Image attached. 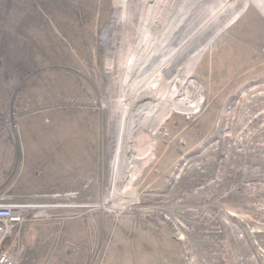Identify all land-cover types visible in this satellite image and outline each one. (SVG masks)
I'll return each instance as SVG.
<instances>
[{"label": "rangeland", "instance_id": "1", "mask_svg": "<svg viewBox=\"0 0 264 264\" xmlns=\"http://www.w3.org/2000/svg\"><path fill=\"white\" fill-rule=\"evenodd\" d=\"M162 1L203 31L194 51L159 35L150 56L122 0H0V201L28 207L0 251L18 264H264V15ZM121 102L148 161L111 201Z\"/></svg>", "mask_w": 264, "mask_h": 264}, {"label": "bare ground", "instance_id": "2", "mask_svg": "<svg viewBox=\"0 0 264 264\" xmlns=\"http://www.w3.org/2000/svg\"><path fill=\"white\" fill-rule=\"evenodd\" d=\"M122 1H125V2H123V4L121 3L123 8L129 9L131 6L133 9L135 7H139L138 8V9H140L139 11L142 12L143 21L142 22L140 21L142 23L141 28L143 27V25H147L148 33H147L146 38L148 39V41L150 43V45H147V50L150 52L149 53L150 56H151V52H152V47H154V45H155L154 40L155 39L157 40L159 35H160V38H163V40L166 37L173 36L172 38H175L174 43L179 42L182 46L188 45L189 49L191 51H194V48H193L194 45H196L197 43H199V44L201 43V37L204 36L203 31L195 29V28L192 30V28L189 27V25L187 23L182 22V20H180L179 18H174V21H173V18L170 16V13H165V11H164L165 8H164V4H163L162 0H122ZM251 1L264 15V0H251ZM142 33H143V30H142ZM162 34H164V35L162 36ZM140 35H141V33H140ZM142 37H145V35ZM135 40H133V41H135ZM130 49H131V47H130ZM181 54L182 53H180L179 55H181ZM182 59L183 58H180V60H182ZM140 85L141 84H139L137 86H140ZM179 85L180 84H176V86H177L176 88H178ZM143 86H147V87H143L144 89H148V87H149V85H146V84H143ZM140 87H142V86H140ZM140 87H138L136 89H139ZM171 93H172V91H171ZM162 95H160L158 97L155 96V99L151 102H150V100L148 101L149 98H147V97L146 98L143 97L141 100L142 102L148 101V102H150V104H152V102H158V103H162L164 105L160 109L159 114L156 117H154L153 125H155V126L162 121V118L164 117V115H166V114L168 115L170 112L175 111L174 109H172L168 105V103H169L168 99H170V97H172L173 94L168 95V96L167 95L162 96ZM129 98H130V100H129L128 104H131V105L134 104L133 102H131L133 100H131L130 95H129ZM119 109L120 110H118V112H120V113H118V114H119L120 121H119L118 130H117L115 145H114V152H113L114 156H113V160L111 162L112 181H113L111 184V189L113 191L110 194V197H111L110 200L111 201L114 199V197L118 193H120V191L118 192V187L120 188V186H122L123 188L124 187L127 188V186L131 184V181L133 178L132 177V178L128 179L127 178L128 176H125L126 179H123V181H122L120 178H117V176L119 177L120 173H122L123 170L125 172H131V171L137 172V171H139V169L136 170V168L139 165H142L146 161H148V156L145 155V153H143L142 155L136 154L137 156L134 154H130L131 151L136 150V146H137L136 144H133V145L128 144L129 139H131L130 126L132 125L133 121L130 120L128 122V117H130V115L128 113L126 106L122 102L120 103ZM130 112H131V110H130ZM177 112H179V111H177ZM144 121L145 122L143 125H147L148 123H146V122H149V120L147 118L144 119ZM139 125H141V123ZM149 137H150V134H149ZM149 146H150V143L148 144L147 149H150ZM126 156H129V157L126 158ZM149 156H150V154H149ZM144 159L145 160L147 159V160L145 161ZM143 160L145 162H143ZM123 167H125V168H123Z\"/></svg>", "mask_w": 264, "mask_h": 264}, {"label": "built area", "instance_id": "3", "mask_svg": "<svg viewBox=\"0 0 264 264\" xmlns=\"http://www.w3.org/2000/svg\"><path fill=\"white\" fill-rule=\"evenodd\" d=\"M27 205L0 201V246L13 230L24 221L23 212ZM0 264H18L13 246L0 251Z\"/></svg>", "mask_w": 264, "mask_h": 264}]
</instances>
